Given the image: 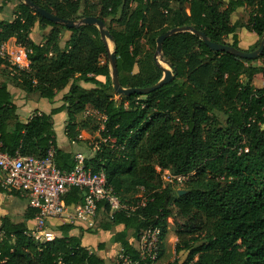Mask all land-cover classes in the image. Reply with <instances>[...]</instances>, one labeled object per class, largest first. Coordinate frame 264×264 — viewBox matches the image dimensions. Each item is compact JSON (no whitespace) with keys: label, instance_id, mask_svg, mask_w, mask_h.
Returning <instances> with one entry per match:
<instances>
[{"label":"trees","instance_id":"16d2710c","mask_svg":"<svg viewBox=\"0 0 264 264\" xmlns=\"http://www.w3.org/2000/svg\"><path fill=\"white\" fill-rule=\"evenodd\" d=\"M16 1L0 0V10L13 5L12 19L0 18V43L7 46L6 58L0 57V150L43 158L52 145L57 167L71 170L73 154L57 146L53 115L66 111L64 134L78 141L87 124L77 122L76 115L89 107L103 118L94 128L97 136L89 144L85 166L102 170L107 186L121 200L131 199L141 187L147 196L140 216L115 212L99 225L103 231L121 226L112 241L124 255L138 257L129 229L137 239L142 228L159 225L158 259L170 217L175 251L186 255L182 262L167 264H264V86L251 84L256 75L264 77V50L255 58L261 64H256L210 50L189 31L177 32L161 47L173 79L144 98L118 95L112 93L107 50L96 26L66 27ZM31 1L63 19L96 16L115 21L107 29L118 80L125 88L150 86L161 78L162 68L153 58L156 39L173 27L191 26L211 41L238 49V29L245 28L259 38L252 50L264 33V0H96L92 5L81 0ZM240 7L249 9L247 22L232 23L231 15ZM35 25L38 31L32 38ZM228 36L230 43L224 41ZM10 87L48 101L67 91L60 105L23 122ZM157 167L186 175L184 192L164 184ZM81 198L82 190L72 188L64 201ZM33 213L27 207L25 220ZM27 228L24 222L1 219L0 264H104L82 242L85 233L95 234L96 229L62 224L52 240L37 242L24 234Z\"/></svg>","mask_w":264,"mask_h":264},{"label":"built area","instance_id":"2783aa9c","mask_svg":"<svg viewBox=\"0 0 264 264\" xmlns=\"http://www.w3.org/2000/svg\"><path fill=\"white\" fill-rule=\"evenodd\" d=\"M6 56L7 46L2 42L0 57ZM19 67L24 68L22 64H19ZM100 140L114 142L113 138ZM54 156L55 149L52 145L43 158L20 154L11 156L0 150V188L7 192H17L26 198L27 207L34 213L33 225L28 227L24 234L34 241L52 240L56 233L51 230V226L67 224L89 227L94 224L101 212L107 216L115 212H122L126 216L141 215L139 210L145 207L147 202L144 188L141 187L131 199L121 200L112 188L107 186L102 170L93 172L91 168L85 166L86 155L83 153L78 151L72 155L71 170L59 169ZM157 171L160 172L164 184L182 183L187 178L186 175L172 174L167 169L160 171L159 167ZM72 188L81 189L82 198L75 203L67 204L64 196ZM161 234L159 225L142 228L136 239L138 257L132 259L120 250L118 264H145L148 261L153 264L157 260Z\"/></svg>","mask_w":264,"mask_h":264},{"label":"rangeland","instance_id":"374dc122","mask_svg":"<svg viewBox=\"0 0 264 264\" xmlns=\"http://www.w3.org/2000/svg\"><path fill=\"white\" fill-rule=\"evenodd\" d=\"M96 0H81V2L83 4H87V5H92L94 4ZM15 2H17L15 0ZM84 6V5H82ZM12 9H13V5H11L10 3L8 5H4L3 9L0 10V18H6V19H12ZM79 14L82 13V9L79 10L78 12ZM248 14H249V9L246 7H240L237 8L231 15V22H247L248 19ZM105 26H116V22L115 21H111L109 19H105ZM36 26V25H35ZM34 26V27H35ZM38 27V26H37ZM238 34H239V47L241 49L244 50H252V47L254 46L255 42L259 39L257 37V35H255L252 32L247 31L245 28H239L238 29ZM256 38H255V37ZM31 37L35 38V32L34 30L31 31ZM254 37V41H251V38ZM225 42L230 43L232 41V37L228 36L224 39ZM108 44L110 45L109 49L112 50L113 49V45L111 43V41L108 40ZM19 55V52L17 54H14V56ZM11 57V56H10ZM19 58V57H18ZM8 59H10L8 57ZM14 61L16 62V59H14ZM160 64L167 68L168 66L163 63L162 61H160ZM253 63L256 64H261V61L259 59H254ZM3 69V67H0V73L1 70ZM100 78L102 80H104V78L102 76H100ZM251 84L254 87H263L264 86V77L261 74L256 75L253 79ZM63 91L58 92L57 94V101L61 103V96ZM112 93H115L114 91H112ZM31 96V95H30ZM39 97V96H38ZM141 98H144L143 95H141ZM40 105L42 106H50L51 103H53V101H48L44 98H37V100ZM32 102V101H31ZM31 102H28L27 105H29V107L31 106ZM34 102V100H33ZM19 105V104H18ZM55 105V104H52ZM43 109V108H41ZM17 115L19 117V119L21 121H27L29 118V110H24L22 108L21 105H19L17 107ZM100 120L101 117L99 116V114H97L96 112L92 111V109H90L89 107L86 108L84 111H82L81 113L76 115V121L77 122H85V124H87V127L84 129L80 130V134L78 135L79 140L78 141H71V143H69L68 148L73 151V152H81L84 155H89L91 153V151L89 150V145L88 143L91 142L92 140H94V138H96L97 133L95 132L94 128L95 126L100 124ZM67 121V115H66V111L63 110L60 113L56 114L53 118V127H54V131H55V135L56 138L58 140L59 145H63V140H68V138L65 136L64 134V127H65V123ZM175 189L177 190H183L182 184L181 183H172L171 184ZM1 208V207H0ZM26 211V209H25ZM109 216H107L106 214L103 213H99L98 216L96 217L94 224L89 226L88 228L90 229H96L97 232L95 234H89L86 233L84 234L83 238H82V242L84 243V245L87 248H91L93 249L95 252H99L103 257H104V264H118V255L116 253L117 251V246L114 244V242L112 241V237L113 234L116 230V227L111 229L110 231H103L99 228L100 223L108 220ZM26 226L31 227L33 225V220L29 219L25 221ZM51 230L55 231L56 233V226H51ZM73 233H75L76 231L73 230ZM128 237H132V244L134 247L137 246L136 244V239L134 237V235H132V230L129 229L128 230ZM177 241L176 235H175V224L174 221L172 220V218H167V225H166V231L162 240V250H161V256L153 263V264H167L168 262H171L173 260H178L179 262H182L185 258L186 252L181 250L179 252L175 251L174 245L175 242ZM98 244H101L102 248L99 249L98 248ZM98 253V254H99ZM99 254V255H100Z\"/></svg>","mask_w":264,"mask_h":264},{"label":"water","instance_id":"95a60500","mask_svg":"<svg viewBox=\"0 0 264 264\" xmlns=\"http://www.w3.org/2000/svg\"><path fill=\"white\" fill-rule=\"evenodd\" d=\"M22 1L32 10H34V12L38 13L40 16H42L43 18L51 22L63 24L66 27H76L81 24H89V25L96 26V28L99 31L101 39L104 41V44L107 50V58H108V64L110 68L111 86H112L113 91L118 95H129L133 93L139 94V95H145L155 89L160 88L164 84L169 83L173 79L174 75L172 73L171 68L169 67L167 62L162 59L161 47H162V42L166 37L174 33H177V32L189 31L199 36L210 50H213L216 52L230 53V54H233L234 56L241 57V58L255 59L264 50V33L262 34L257 47L253 50L248 51V50H244L241 48L240 49L234 48L233 46L228 45V44L217 43V42L211 41L203 31L195 29L191 26L173 27L163 32L162 34H160L156 39V45H155V51L153 54V58L157 61L158 65L162 68L161 78L155 84L150 85V86L125 88L121 86L118 80L115 53H114V50L109 49L108 43H107L108 40L111 41V34L109 33L107 27L105 26V22L103 20H101L100 18L96 16H83L78 19H63L61 17L56 16L55 14L50 13L46 9L38 6L31 0H22ZM159 60L163 61L168 67L167 68L163 67L160 64ZM183 192L184 190H178L179 194Z\"/></svg>","mask_w":264,"mask_h":264},{"label":"crops","instance_id":"0c3cea01","mask_svg":"<svg viewBox=\"0 0 264 264\" xmlns=\"http://www.w3.org/2000/svg\"><path fill=\"white\" fill-rule=\"evenodd\" d=\"M35 35L37 34L38 31V27L37 25L35 27H33ZM239 33V32H238ZM255 37V36H254ZM254 37L251 38V41H254ZM256 38V37H255ZM239 44V43H238ZM1 74V73H0ZM0 78L2 79V76L0 75ZM80 85L85 87V88H90L92 87V84L90 83H83L80 82ZM10 92L13 95V102L15 103V105L18 107L19 105L22 106V108L24 110H29V118L31 116H33L36 113H40V112H49L51 108L56 107L58 105H60L61 103L56 102L57 101V94L53 99V103H51L50 106H42L40 105V103L37 100V98H39L35 93H30L27 94L25 93L23 90L19 89V88H15V87H10ZM64 92L67 91V88L62 90ZM31 95V96H30ZM34 100V102H33ZM32 101V102H31ZM28 102H31V106L29 107V105H27ZM19 104V105H18ZM55 104V105H52ZM43 108V109H41ZM58 114V113H57ZM56 114L53 115V118ZM28 118V119H29ZM26 122V121H23ZM56 142H57V146L65 151H70L72 154H74L75 152L71 151L68 146L69 143H71L70 140H63V145H59L58 140L56 138ZM78 152V151H77ZM0 224H1V219L3 217H7L10 221L14 222V223H19V222H24L25 223V209L27 208V201L26 198L24 196H22L19 193H9L7 191H5L4 189L0 188ZM26 224V223H25ZM121 226L116 227V230H120ZM86 234V233H85ZM84 236V235H83ZM83 238V237H82ZM132 237H129V240L132 241ZM114 244L117 246V255L119 254L121 248L119 246L118 243L114 242ZM84 245V243H83ZM90 250L94 251L93 249L90 248ZM95 252V251H94ZM99 257H101L102 259H104V257L99 253V252H95ZM100 255H99V254Z\"/></svg>","mask_w":264,"mask_h":264},{"label":"bare ground","instance_id":"6f19581e","mask_svg":"<svg viewBox=\"0 0 264 264\" xmlns=\"http://www.w3.org/2000/svg\"><path fill=\"white\" fill-rule=\"evenodd\" d=\"M107 43H108V41H107ZM108 47H110V45L108 44ZM163 62V61H162Z\"/></svg>","mask_w":264,"mask_h":264}]
</instances>
